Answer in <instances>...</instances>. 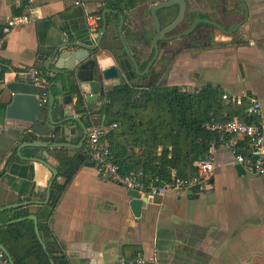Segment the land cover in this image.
<instances>
[{
  "label": "crops",
  "instance_id": "obj_1",
  "mask_svg": "<svg viewBox=\"0 0 264 264\" xmlns=\"http://www.w3.org/2000/svg\"><path fill=\"white\" fill-rule=\"evenodd\" d=\"M31 1L30 8L21 9L18 0H0L1 28L14 17L28 18L0 34V70L6 69L4 74L11 73L16 81H25L20 72L29 67L41 70L47 84L57 81L45 69V65L53 67L55 59L51 64L45 60L61 42L92 44L91 36L100 30L101 19L93 29L86 16L102 17L104 9L116 7L123 14V38L132 55L139 43L145 44L146 53H151L153 33L146 9L159 0H134L133 7L127 6L128 0ZM201 6L197 0L196 9ZM189 8L195 10L192 1ZM249 9L254 15L241 27L244 34L235 46L226 45L231 39L229 36L217 34L214 40L222 42V46L215 44L203 51L191 50L185 57L178 56L170 70V81L163 87L179 86L192 91L211 85L230 95L245 92L259 101L260 119L264 120V5ZM106 18L107 32L100 46L105 45L112 54L118 55L121 75L103 81V103L99 96L96 102L87 105L91 116L85 120L90 126L105 121L106 115L98 111L105 103V93L113 87L123 83L152 85L134 80L124 49L119 42L115 46L113 41L117 37L119 18L112 13H107ZM137 21H142L140 40L138 28L134 27ZM111 53L101 49L96 65L102 69L113 64ZM83 85L87 90L88 83ZM4 86L3 75L0 79V208L23 203L0 211V243L10 255L33 244L32 235L38 240L31 219L11 220L34 214L45 251L53 250L56 257L55 261L51 259L54 264H113L119 256L138 255L148 264H264V175L239 170L231 148L223 146L215 149L214 188L209 193L168 191L160 199L145 196L149 202L135 217L128 205V189L103 180L95 167L87 163L76 171L59 195L50 220L45 221L43 214L48 210L49 201L43 202L51 174L41 164L19 158L18 145L32 140L76 142L69 131L68 135L62 131L61 136L55 132L58 127L48 119L47 106L30 125L7 119L4 109L10 95ZM52 90L57 92L55 87ZM67 108L71 114H77L73 104ZM58 118L59 114L54 112L52 120ZM24 150H21L23 155ZM160 150L161 147L158 153ZM57 151L77 160L85 156L83 146L79 150L49 149L47 162L56 169ZM133 152L141 153L137 148ZM56 181L63 183L64 179L58 176ZM29 201L37 204L25 203ZM43 223L48 224L57 244L46 245L48 237L39 228ZM4 229L9 231L7 235L2 232ZM29 263L35 264L34 259L30 258Z\"/></svg>",
  "mask_w": 264,
  "mask_h": 264
},
{
  "label": "trees",
  "instance_id": "obj_2",
  "mask_svg": "<svg viewBox=\"0 0 264 264\" xmlns=\"http://www.w3.org/2000/svg\"><path fill=\"white\" fill-rule=\"evenodd\" d=\"M128 1L127 6L133 7L134 0ZM5 70H0V79ZM221 95L220 88L211 85L189 91L179 86L119 84L105 93V103L98 111L106 115L105 125L117 124L116 128L105 132L103 140L123 172L143 169L168 180L173 171L177 176H191L196 172L194 162L204 157L214 138L205 126L211 116L218 120L236 116L247 123L257 119L246 115V101L241 106L226 104ZM136 148L141 153H134ZM55 155L59 160L58 176L64 181L55 180L52 184L48 210L43 214L45 221L50 220L59 195L76 171L88 162L85 156L77 160L61 151ZM39 228L48 237L47 246L57 244L48 224H40ZM2 232L9 233L7 229ZM32 238L34 243L28 248L25 246L21 252L11 254L14 264H30V258L35 264H51V259L56 260L53 250H43L36 237L32 235Z\"/></svg>",
  "mask_w": 264,
  "mask_h": 264
},
{
  "label": "water",
  "instance_id": "obj_3",
  "mask_svg": "<svg viewBox=\"0 0 264 264\" xmlns=\"http://www.w3.org/2000/svg\"><path fill=\"white\" fill-rule=\"evenodd\" d=\"M175 2L176 1L174 0H161L154 2L148 6L147 14L151 19L152 28L155 32V36L152 39L154 55L147 66L144 68V70H140L138 62L130 53L127 45L125 44L122 30L123 14L119 11L111 9L103 10L101 17V28L99 31L93 34V36H91V39L93 40L92 44L70 41L61 42L55 46L50 56L45 60L46 62L49 61V63L51 64L52 60L55 59L53 67L45 65V69L47 72L52 74V77L57 78V81L47 84V117L53 126L58 127L57 129H55V132H58L59 136L62 135V131L65 135H68L67 132L69 131L73 135L72 140H74V142L76 143L69 144L67 142H46L32 140L20 143L18 145L17 155L19 158L39 163L51 174V178L49 179L46 186V198L43 203L49 201L51 196L52 183L58 177L57 169L47 162V158L49 157V149L73 148L75 150H79L81 148L84 142V138L80 136L78 129H81L84 127V125H86V116H91V112L87 111V105L91 102H96L99 96L103 103V81L117 78L119 75H121L118 55L112 54L107 46L103 45V48H101L100 46L101 41L107 32L108 21L106 18V14L112 13L118 16L119 22L117 25V37L113 38L115 46L117 42L121 44V47L122 49H124V52L131 62L136 74L138 76H144L149 72L150 65L153 63L156 54L158 53L157 41L159 40V38H162L161 33L168 32L176 23H178L183 18L184 5L181 2L179 3L180 9L177 18L172 24L162 30H160L156 11L162 8H167L172 4H175ZM211 23L212 22L208 21V24ZM194 25L195 24H193L192 27ZM2 31L3 28L0 27V34H2ZM101 49L104 52H107L109 54L111 53L113 55V64L102 69L99 68L95 62L96 56L99 54V52H101ZM3 75L5 81L4 89L10 95V100L5 105L4 109L5 117L9 120L20 121L29 125L34 123L45 107H40L39 105V100L37 98L38 89L26 80H14L11 73H3ZM84 83H88L87 90L83 85ZM52 87H55L57 89V92H53ZM92 89H98V92L93 93L91 92ZM69 104H73L75 111H77V114H71L70 110L67 108ZM54 112H57L59 114V118L56 121L52 120V114ZM103 123L104 120L101 122V125L105 129V131L112 130L110 127L105 126ZM23 148L25 149V155L21 154V150ZM39 148L41 150L36 151ZM87 163L92 165V162L88 161ZM236 167L239 170L244 171L240 164H237ZM173 174L176 175V171H173ZM126 194L129 197L128 205L131 212L135 217H138L141 210L145 208L146 203H148L149 200H147L144 195H141L135 189H128ZM25 203L37 204L36 201H29ZM22 204L23 203L7 205L3 208H0V211L16 208L18 206H21ZM24 218L31 219L33 221L34 232L41 246L44 250H46L45 244L39 235L37 218L34 214H29L25 217L11 220V222ZM1 225L2 224L0 223V227ZM0 250L8 258L9 263L14 264L11 255L8 253L5 246L1 243ZM50 262L51 264H54L52 260Z\"/></svg>",
  "mask_w": 264,
  "mask_h": 264
},
{
  "label": "built area",
  "instance_id": "obj_4",
  "mask_svg": "<svg viewBox=\"0 0 264 264\" xmlns=\"http://www.w3.org/2000/svg\"><path fill=\"white\" fill-rule=\"evenodd\" d=\"M31 0H18V6L22 9L31 7ZM78 4V1H75ZM26 16L9 19L3 27V32L27 20ZM99 15L88 14L87 23L93 29L98 27ZM20 75L38 89L37 98L40 107L47 104V82L41 70L29 67L20 72ZM222 99L226 104L234 103L241 106L247 103L245 113L249 117H256L253 122L247 123L239 117L218 120L211 116L205 125L214 134L209 144L208 151L201 159L194 162L196 172L191 176L181 177L172 173L168 180L162 176L147 173L143 169L121 171L115 162L109 146L103 141L105 129L101 124L90 126L86 135L83 152L86 159L92 162L100 178L116 183L126 189H135L141 195L149 198H162L168 191L193 192L195 194L209 193L213 190V172L216 163L215 149L218 146L231 148L236 164H240L243 170L254 175H264V120L261 117V105L256 97L245 92L241 94H228L222 92ZM113 123L110 128H116ZM2 264H10L8 258L0 251ZM113 264H148L142 256L125 257L119 256Z\"/></svg>",
  "mask_w": 264,
  "mask_h": 264
},
{
  "label": "flooded vegetation",
  "instance_id": "obj_5",
  "mask_svg": "<svg viewBox=\"0 0 264 264\" xmlns=\"http://www.w3.org/2000/svg\"><path fill=\"white\" fill-rule=\"evenodd\" d=\"M174 1H176L175 4L156 11L160 30L172 24L177 18L180 9V2L184 5L183 18L168 32L161 33L162 38H159L157 41L158 53L156 54L153 63L150 65L147 74L144 76H138L129 61V64H131L132 67L134 80L155 86L168 84L170 81V70L173 68L176 58L178 56L185 57V55L191 50L203 51L215 44L222 46V42L214 40L217 34L229 36L231 39L226 45L228 44L232 47L235 46L239 36H243L244 34L241 27L254 15L249 8L251 6L264 5V0H199L201 1L202 6L195 10H191L189 8L191 1L195 4L197 0ZM146 15L148 16V14ZM149 20L151 23L150 18ZM208 21L212 23L208 24ZM141 23L142 21H137L134 24V27L138 28L137 35H142L141 33L143 30H141ZM193 24L195 25L192 27ZM152 33L150 39L152 46L151 53H146L144 47L145 44L141 45V43H139L140 45L137 47V52L133 54V57L139 64L140 70H144L154 55L152 39L155 36V32L153 31V28ZM140 35L138 36V40L141 39ZM89 128L90 125L87 123L83 128L78 129L79 134L84 138V141Z\"/></svg>",
  "mask_w": 264,
  "mask_h": 264
},
{
  "label": "rangeland",
  "instance_id": "obj_6",
  "mask_svg": "<svg viewBox=\"0 0 264 264\" xmlns=\"http://www.w3.org/2000/svg\"><path fill=\"white\" fill-rule=\"evenodd\" d=\"M194 6H195V9H196V3L194 4ZM161 86V85H160Z\"/></svg>",
  "mask_w": 264,
  "mask_h": 264
}]
</instances>
